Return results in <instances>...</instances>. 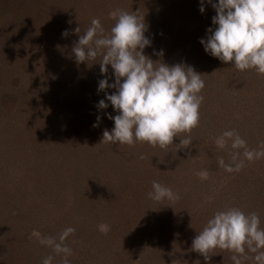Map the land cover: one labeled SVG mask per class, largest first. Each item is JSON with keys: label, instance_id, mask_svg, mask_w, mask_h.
<instances>
[{"label": "rangeland", "instance_id": "374dc122", "mask_svg": "<svg viewBox=\"0 0 264 264\" xmlns=\"http://www.w3.org/2000/svg\"><path fill=\"white\" fill-rule=\"evenodd\" d=\"M203 2L201 13V0H0V264H42L49 255L62 264L64 254L32 233L59 242L68 227L70 264H234L230 251L217 248L206 262L192 250L207 220L236 207L256 212L264 228V157L248 161L231 140L215 143L234 129L249 150H264V74L205 52L200 39L216 13ZM117 9L143 18V53L155 64L191 67L204 81L198 126L167 149L101 142L114 127L106 114L118 112L105 96L116 89L98 83H114L113 69L101 74L103 49L85 62L72 49L93 18L107 35ZM219 158L244 166L227 172ZM154 180L179 199H151Z\"/></svg>", "mask_w": 264, "mask_h": 264}, {"label": "clouds", "instance_id": "9594fccd", "mask_svg": "<svg viewBox=\"0 0 264 264\" xmlns=\"http://www.w3.org/2000/svg\"><path fill=\"white\" fill-rule=\"evenodd\" d=\"M208 3L215 10L212 23L216 27L214 30L208 28L210 34L206 39H200L205 52L224 63L233 62L240 71L254 68L264 74V0H217L215 3L208 0ZM199 10L201 13L205 10L203 0ZM112 17L115 23L107 35H104L100 20L93 18L72 49L77 62L95 60L103 49L101 74L107 73L109 65L113 69L114 83L110 84L107 77L98 83V90L116 89L112 94L106 92L105 96L118 112L115 116L106 114L114 121V127L111 131H103L101 142L132 145L140 141L167 149L173 144L174 137L190 133L198 126L199 107L203 101L199 93L205 86L204 81L191 67L182 64L169 66L163 62L157 65L146 56L143 49L150 46V40L144 35L146 25L143 18L135 12L117 9ZM74 32L81 33L80 27ZM68 34L65 30L62 36ZM107 107L104 99L98 102V108ZM229 140L232 149H244L243 156L248 161L264 157V150H249L246 141L234 129L224 131L215 143L224 148ZM190 144L191 139L180 140L181 146ZM238 156V152L234 153L232 160L235 162ZM218 164L225 171L233 172L239 171L244 161L240 160L233 167L219 158ZM198 175L207 179L208 174L200 172ZM151 187L148 196L155 201L179 199L178 194L158 181H152ZM260 223L256 212L245 214L236 207L217 211L194 237L191 248L206 262L219 248L233 253L230 259L234 264H242V259L264 264V228ZM99 228L105 234L109 231L107 224ZM74 231L72 227L64 229L59 242L54 237L42 236L37 230H33L32 235L57 254L63 253L62 264H70L67 257L71 255V249L63 242ZM248 253L254 255L249 257ZM52 261L53 257L49 255L42 264H52Z\"/></svg>", "mask_w": 264, "mask_h": 264}, {"label": "trees", "instance_id": "16d2710c", "mask_svg": "<svg viewBox=\"0 0 264 264\" xmlns=\"http://www.w3.org/2000/svg\"><path fill=\"white\" fill-rule=\"evenodd\" d=\"M21 10H22V8L19 11H21Z\"/></svg>", "mask_w": 264, "mask_h": 264}]
</instances>
